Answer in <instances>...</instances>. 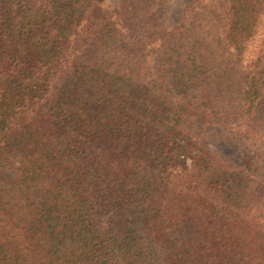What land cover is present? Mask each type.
Returning a JSON list of instances; mask_svg holds the SVG:
<instances>
[{
	"label": "trees",
	"instance_id": "1",
	"mask_svg": "<svg viewBox=\"0 0 264 264\" xmlns=\"http://www.w3.org/2000/svg\"><path fill=\"white\" fill-rule=\"evenodd\" d=\"M0 0V264H264V0ZM9 173V175L6 172Z\"/></svg>",
	"mask_w": 264,
	"mask_h": 264
},
{
	"label": "rangeland",
	"instance_id": "2",
	"mask_svg": "<svg viewBox=\"0 0 264 264\" xmlns=\"http://www.w3.org/2000/svg\"><path fill=\"white\" fill-rule=\"evenodd\" d=\"M193 0H157L155 7L167 13V24L178 25L184 22V8ZM119 0H106L104 6H116ZM196 146L209 151L217 160L230 166H237L248 162L251 169L264 182V159L258 158L253 150L228 134L220 125L212 123L200 124L196 121L190 123ZM264 149V145H263ZM6 172V170H3ZM8 175L9 173L6 172Z\"/></svg>",
	"mask_w": 264,
	"mask_h": 264
}]
</instances>
